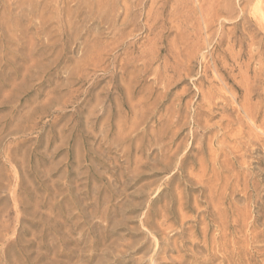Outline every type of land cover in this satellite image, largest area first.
Wrapping results in <instances>:
<instances>
[{"label": "rangeland", "instance_id": "obj_1", "mask_svg": "<svg viewBox=\"0 0 264 264\" xmlns=\"http://www.w3.org/2000/svg\"><path fill=\"white\" fill-rule=\"evenodd\" d=\"M263 150L264 0H0V264H264Z\"/></svg>", "mask_w": 264, "mask_h": 264}, {"label": "bare ground", "instance_id": "obj_2", "mask_svg": "<svg viewBox=\"0 0 264 264\" xmlns=\"http://www.w3.org/2000/svg\"><path fill=\"white\" fill-rule=\"evenodd\" d=\"M207 22V21H206ZM182 60V59H181ZM256 74V73H255ZM258 75V74H257ZM222 79V77L220 76V80ZM228 87V86H227ZM204 91V90H203ZM206 91V90H205ZM208 91V90H207ZM212 91V90H211ZM211 91H209L208 92V95L207 96H204L205 98L207 97V98H210L211 97V95L213 96V93L211 92ZM215 91V90H214ZM247 91L249 92L248 94H250L251 93V89L249 88V87H247ZM204 93H207V92H204ZM224 94V93H223ZM226 96V95H225ZM234 100H236V98H235V96H233L232 97ZM237 101V100H236ZM250 102V101H249ZM237 104V103H236ZM223 106V105H222ZM241 108H242V110L245 112V114L246 115H249V111H247L246 110V108H245V106L244 105H241ZM223 144V143H222ZM263 152H264V150H263ZM212 153V152H211ZM237 155V154H236ZM215 157V156H214ZM212 159V158H211ZM213 164V163H212ZM248 168V167H247ZM176 169V168H175ZM233 172V171H232ZM227 179V178H226ZM210 185V184H209ZM165 216V215H164ZM152 256V255H151ZM152 258V257H151ZM155 261V260H154ZM150 262H152V261H150Z\"/></svg>", "mask_w": 264, "mask_h": 264}]
</instances>
